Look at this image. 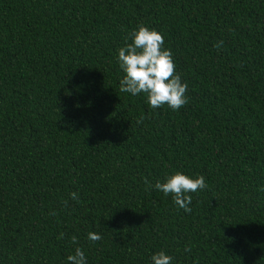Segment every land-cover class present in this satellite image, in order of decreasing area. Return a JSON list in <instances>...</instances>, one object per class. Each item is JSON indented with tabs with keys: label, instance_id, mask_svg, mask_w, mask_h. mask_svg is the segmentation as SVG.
Masks as SVG:
<instances>
[{
	"label": "trees",
	"instance_id": "16d2710c",
	"mask_svg": "<svg viewBox=\"0 0 264 264\" xmlns=\"http://www.w3.org/2000/svg\"><path fill=\"white\" fill-rule=\"evenodd\" d=\"M141 24L187 83L178 111L120 92ZM176 172L205 177L190 213L146 190ZM78 246L87 264H264V0H0V264Z\"/></svg>",
	"mask_w": 264,
	"mask_h": 264
},
{
	"label": "clouds",
	"instance_id": "9594fccd",
	"mask_svg": "<svg viewBox=\"0 0 264 264\" xmlns=\"http://www.w3.org/2000/svg\"><path fill=\"white\" fill-rule=\"evenodd\" d=\"M131 43H127L118 51L120 68L125 75L120 80V92L139 96L147 94V103L151 109H158L167 105L178 111L188 103L187 83L182 82L181 76L176 73V66L171 49H166L164 36L156 29L141 24L130 34ZM126 40L128 37L125 38ZM220 47V44L217 45ZM139 122H143V117ZM146 190L155 188L166 196L171 195L173 201L186 212H191L192 195L207 188L205 177L191 178L182 172L167 176L165 182L157 180L153 185L145 178ZM73 200H78V193L72 192ZM66 205V202H65ZM63 234H61V238ZM88 240L92 242L102 240L101 234L89 232ZM73 244H78L76 236L71 237ZM190 251V248L186 249ZM153 264H171L173 257L164 251L152 256ZM68 264H87L85 252L76 247L74 253L67 256Z\"/></svg>",
	"mask_w": 264,
	"mask_h": 264
}]
</instances>
